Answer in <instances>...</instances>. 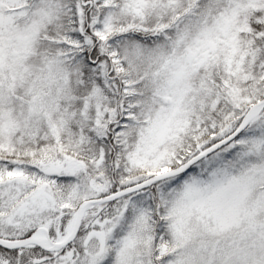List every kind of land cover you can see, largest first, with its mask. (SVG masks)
Segmentation results:
<instances>
[{
	"label": "snow or ice",
	"instance_id": "obj_1",
	"mask_svg": "<svg viewBox=\"0 0 264 264\" xmlns=\"http://www.w3.org/2000/svg\"><path fill=\"white\" fill-rule=\"evenodd\" d=\"M0 264H264V0H0Z\"/></svg>",
	"mask_w": 264,
	"mask_h": 264
}]
</instances>
